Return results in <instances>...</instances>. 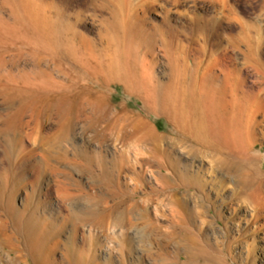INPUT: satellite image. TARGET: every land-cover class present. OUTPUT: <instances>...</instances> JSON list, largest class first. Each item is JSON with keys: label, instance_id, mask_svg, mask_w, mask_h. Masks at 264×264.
<instances>
[{"label": "rangeland", "instance_id": "1", "mask_svg": "<svg viewBox=\"0 0 264 264\" xmlns=\"http://www.w3.org/2000/svg\"><path fill=\"white\" fill-rule=\"evenodd\" d=\"M175 1L144 5L146 25L164 29V41L154 45L128 44L120 30L107 26L110 0H0V217L8 201L22 209L28 197L53 222L85 209L90 195L106 197L112 205L118 192L137 204L132 226L113 220L104 227H80L78 244L90 236L98 245L87 249L86 259L67 257L61 245L53 255L44 254V264H71L69 259L76 264H181L188 256L194 264H264V209L244 203V195L234 191L236 179L218 174L208 157L189 153L179 142L180 131L147 92L169 81L172 64L195 66L203 55V66L210 51L218 52V65L238 64L246 85L262 86L254 66L264 69V0ZM257 120L264 130L262 112ZM153 131L163 137L151 139ZM241 147L233 157L242 163L250 187L264 196V136ZM166 149L171 160H180L178 168L205 181L207 197L194 187H170L175 172ZM65 191L76 196L65 201L59 196ZM172 191L189 198L181 219L173 217L178 214L166 202ZM124 236L131 244L121 251L117 240ZM9 250L0 244V264H25L24 256Z\"/></svg>", "mask_w": 264, "mask_h": 264}, {"label": "bare ground", "instance_id": "2", "mask_svg": "<svg viewBox=\"0 0 264 264\" xmlns=\"http://www.w3.org/2000/svg\"><path fill=\"white\" fill-rule=\"evenodd\" d=\"M132 1H130V0H110V3L112 5V7L110 8L112 10V16L110 17V19H107V26L113 31L115 29L120 30L122 32V36L124 38L123 40L128 42V44L129 43L139 44V43L147 42V43H152L154 45H157L158 43L156 44V42L158 39H160V41H161V39L163 40L164 29H163L162 25L151 24V26H149V25L147 26L146 22H145L146 19L144 17V7H145L144 5L150 4L151 0H137L135 2H132ZM140 12H141V14H140ZM36 20L40 23H43L41 19L37 18ZM165 22L168 23V20H165ZM199 34L205 36V34L202 32ZM46 35H49V33L48 34L46 33ZM230 38L234 41H241V37H239V36H231ZM57 40H58V38H57ZM42 41H44V40H42ZM166 41H167V39L165 40V42ZM206 44L201 45L202 46L201 50L203 52H205V46H207ZM158 46H160V45H158ZM127 47H128V45H127ZM215 49H217V48H215ZM175 50H176V48H175ZM102 52L103 51H101V53ZM172 52H174V51H172ZM172 52H170V53L172 54ZM195 54H193V55L196 56L198 53L196 55ZM217 54H218V52L215 53L213 51H210V53L208 55L209 58L207 59L206 64L203 66H201V64H203V61H204L202 58L203 55L202 56L197 55L198 57L197 58L195 57L196 60H198V62L196 61L197 63L195 66L188 67V65L186 64L187 61L185 62V64H181V65L172 64L173 69H172V72L170 74L169 81H167L163 84H158V86H154L150 90H147V92L149 93L148 96H151L152 99H154L153 103L155 104L156 108L159 109L160 112L166 114L168 119H170L171 122L175 124L178 131H180L179 135H181L179 142H181L182 145H184L188 149L189 153H191L194 157H199V156L208 157V159L213 163V165H214L213 167H215V169H216L215 171L218 174H224L226 176H231V178L233 177L234 179H236V181L234 183L235 193H237V195L241 194L240 195L241 197H242V195H244V201H245L244 203H246V201L249 203L251 202L250 204H254L255 208H259L258 210H261V209H264V196L262 195L261 197H258V194L250 187V183L248 180L249 176L245 177L246 173H245V175L243 174L244 176L242 175V173H241V171H243L242 166H241L242 163L240 162L241 163V165H240L239 161H237L233 157V155H234V150H236V149L239 150V147L242 148L241 146L250 145V144L255 143L256 140H258L259 135L264 136V130L262 129L263 130L262 131L259 128V125H260L259 122L260 121L257 120V115L259 112H262V116L264 117V69L254 66V70H255V74H256V80H261L262 82L261 81L260 82L263 85L260 87H257V88L254 85L248 86V85H246V82H245L246 78L245 79H243L244 77L242 78V72L243 71L240 68V66L238 67V64L233 63V62L231 64H225V62H224V64H222L221 63L222 61L220 62L221 64L218 65L219 62L217 63V58H218V56H216ZM219 54H220V52H219ZM188 56H189V54H188ZM167 57H168V55H167ZM91 59H92V57H91ZM178 60H180V59H178ZM182 60H183V58H182ZM169 63H172V62H169ZM100 65H101V63H100ZM98 69H97V71H99ZM119 71H117L118 74H119ZM123 71H127V69L123 70ZM259 75H261V76H259ZM137 80L138 79H135V81H137ZM149 83H151V82H149ZM253 83L255 84L254 81H253ZM138 90L139 89H137L136 91H138ZM140 90H139V92H140ZM141 95H143V94H141ZM60 100H61V98H60ZM58 105H59V103H58ZM30 120H31V117H30ZM262 122H263V120H262ZM21 126H23V125H21ZM14 133H15V131H14ZM150 136H151V139L154 138V140H157V141L163 137V136L157 134V132H155V131H153L150 134ZM164 139H165V137H164ZM176 139L178 140V138H176ZM173 140H174V138H173ZM174 141H176V140H174ZM240 150H242V149H240ZM165 153H166L167 158H168L167 161L170 162V164L172 165V169L175 172V175H174L175 177L173 176V178L171 179L172 182L170 181L171 184L169 182V185H171L170 187H172V189L174 191L179 189V187H183V186L184 187H188V186L194 187L197 190H199L200 192H202L204 197H207L206 194L204 193V190H205L207 185H206L205 181H203L199 177V174L192 176V175H190L187 168H185V167L183 169L178 168L180 160L177 158H173L174 160H171L172 159V152L169 151V149H166ZM22 154H23V152H22ZM239 154H241V152ZM242 154H244V153L242 152ZM165 169H168V168L165 167ZM134 173H135V176H139V173H137L135 170H134ZM250 177H252V176H250ZM166 179H168V178L166 177ZM217 181H218L217 183L223 184L222 180H217ZM63 184H61L62 187H64ZM208 184H210V183L208 182ZM65 188H66V186H65ZM214 189H215V187H214ZM66 191L60 193L59 196H61L60 197L61 199L66 201V200H70L71 198L76 196V195L72 196V194L70 195V193L67 194ZM184 192L186 194H188L189 191L184 190ZM184 192H183V194H184ZM217 192H218V190H217ZM72 193H74V192H72ZM113 193L114 194H113L112 198L108 196L109 198L114 200V203H112V205H109V201L106 200L107 198L104 196H103L104 197L103 199H98V198L90 195V196H88V201L85 200V202H88V205L86 206L85 209L79 210V208H78V211L72 209L73 212L71 211L72 213H70L68 215L66 214V216H64L62 218V220H60L59 222H53L54 220L52 221V219H53L52 217L50 219L49 217H47L48 216L47 214H45V215L41 214L39 212V206L38 205H32V201H31L32 198L31 199L29 197L27 198L26 203L23 205L22 209H17L13 205L12 201H8V204L6 205V207L2 206V208H1L3 214H1L2 217H0V244L7 246L10 249L8 252L13 251L16 253V255L18 257L24 256L25 258L23 259V262L25 264H44V261L42 260L45 256L44 254H47L50 256L53 255V253L57 249L59 250L61 245L64 246V248H60V249H63V251H64V249L66 250V252L65 253L63 252V253L66 254L67 257L69 256V258H70V256L75 255V256H78V257H75V259L76 258H78V259L79 258H81V259L85 258L86 259L87 249H91L93 251V249H96V247L98 245H97V240H95L94 238H90V236H89V238L91 240V243H89V245H88V242L86 241L89 239L87 236H86V239H85V237H83L82 245L78 244L77 236H78L80 227L83 224L90 223L91 225L97 224L100 227H102V226L104 227V225H106V223L110 222V224H111L112 221L114 220V221H117V223L119 222L118 223L119 225H123L126 227H127V225L128 226L134 225L133 217H134L135 211L133 210V208L136 207L137 204L136 203L130 204V202H129L130 199L124 197L123 195L121 196L118 192H113ZM169 193L170 194H169L166 202L168 205H170L172 207L171 208L172 211L173 210L176 211V212L173 211L172 213L178 214V215L172 214L173 217H175V216L177 217V216L181 215L188 208V206H189L188 205V203H189L188 199L189 198H187L186 194L182 195V192H181V195H182L181 198L178 197L177 192L175 193L172 191V193L171 192H169ZM176 195H177V197H176ZM79 197L80 196H78L77 199H79ZM97 197H99V196L97 195ZM239 199H241V198H239ZM73 201H75V199ZM68 202H70V201H68ZM72 202H70V203H72ZM3 203H4V201H3ZM72 204H74V202ZM167 207H169V206H167ZM200 207L201 206H199V208ZM199 208H198V210H199ZM198 210L196 211L197 213H199V211H200V210L199 211ZM74 211H77V212H74ZM193 211H194V208H193ZM256 211H257V209H256ZM114 212H115V215H114ZM190 212L192 213V211H190ZM200 213H201V211H200ZM257 213H258V211H257ZM219 214H220V212H219ZM166 215H168V214H166ZM204 215H206V214H204ZM255 215H257L256 217L260 216L259 214H256V213H255ZM182 216L185 217L184 215H182ZM262 216H264V215H262ZM183 217H182V219H183ZM172 218H171V220H172ZM178 219H181V217ZM183 220H185V218ZM178 221L181 223L180 220H178ZM9 223L12 224V226H11L12 230L8 229ZM110 224H109V227H110ZM69 225L71 226V228L69 229L68 236H66L67 238H65L66 239L65 241H62L61 237H62L63 233H66V230H68ZM116 226H118V225H116ZM208 226H210V225H208ZM113 227H114V225H113ZM105 228H104V230H105ZM190 230H191V228H190ZM113 231H114V229H113ZM88 235H90V233H88ZM112 235H109V236H112ZM95 236H97V235H95ZM204 238H206V237H204ZM117 241H119L118 243L120 245L121 251H123L127 247L129 248V246L131 244V240H129L128 237L126 238V236L121 237ZM118 243H117V246H118ZM215 243H217V242H215ZM251 243H252V241H251ZM98 244L100 245V243H98ZM111 245H112V243H111ZM132 245H133V243H132ZM129 251H131V250H129ZM200 251H201V249H200ZM196 253H198V251ZM54 256H55V254H54ZM67 257H66V259H69ZM94 257H95V255H94ZM199 257H202V256H199ZM195 259H197V256ZM224 259H225V257H224ZM69 260L72 261L71 264H76V261H73L71 259H69ZM203 260H204V262H206L205 259H203ZM184 261L185 260H183V262ZM48 262L50 263V261H48ZM172 263H174V262H172ZM109 264H112V263L110 262ZM123 264H126V263H123ZM181 264H194V260H192L188 256V259L184 263H181Z\"/></svg>", "mask_w": 264, "mask_h": 264}]
</instances>
